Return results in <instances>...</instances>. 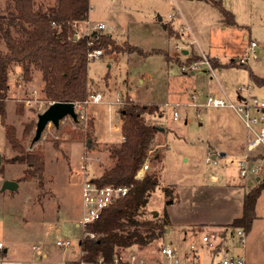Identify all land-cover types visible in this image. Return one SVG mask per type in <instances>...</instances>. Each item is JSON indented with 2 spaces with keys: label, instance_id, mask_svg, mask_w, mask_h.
Instances as JSON below:
<instances>
[{
  "label": "rangeland",
  "instance_id": "1",
  "mask_svg": "<svg viewBox=\"0 0 264 264\" xmlns=\"http://www.w3.org/2000/svg\"><path fill=\"white\" fill-rule=\"evenodd\" d=\"M35 1L43 8L56 2ZM222 1L235 14L238 26L223 22L219 10L204 0H90L88 19L76 26L77 35L99 31L120 43L127 40L145 51L161 49L170 56L105 53L102 49V55L91 58L88 67L93 92L101 93L102 101L79 106L77 120L67 116L57 126L49 122L35 141L38 116L53 101L43 92L40 70L35 69L33 79L26 81L21 66L10 67L7 122L16 126L20 137L28 132L25 146L29 151L43 152L45 169L42 180L22 178L27 166L15 159L0 119V264H65L81 256L84 228L78 220L85 212L81 162L85 161L92 177L112 166L108 145L119 142L121 131L117 127L123 123L126 93L143 103H179L176 120L171 107L163 117L147 118L151 124L159 121L157 125L163 129L157 133L156 143L167 148L160 184L150 197L146 216L166 213L172 231L166 228L163 237L131 249L142 248L152 254L162 242L176 247L199 246L206 234L214 246H221L214 254L215 262L225 256H240L245 264H264V190L244 243L236 228L223 226L241 215L244 195L258 183L257 177L264 175V158L253 162L262 167L261 172L241 176L237 157L246 152L248 132L235 110L205 104L208 94L226 95L238 103L243 85L250 86L251 94L264 102V86L250 76L252 71L264 77V0ZM8 9L9 0H0V15ZM99 23L105 24L103 30L96 29ZM249 39L256 40L263 51L259 48L258 58L240 65ZM6 50L0 38V51ZM200 55L202 60L194 61L199 64L196 70H186ZM211 57L220 65L214 66ZM231 60L235 65L227 64ZM192 95L197 96L199 106L194 105ZM91 117L96 135L93 148L85 135ZM209 151L217 154L218 165L205 162ZM7 179L18 181L19 186L3 190ZM167 185L173 186L171 195L164 190ZM200 227L202 231L197 230ZM58 239H69L71 244L62 248ZM201 245V260L209 262L211 248ZM44 252L47 257H43Z\"/></svg>",
  "mask_w": 264,
  "mask_h": 264
},
{
  "label": "trees",
  "instance_id": "2",
  "mask_svg": "<svg viewBox=\"0 0 264 264\" xmlns=\"http://www.w3.org/2000/svg\"><path fill=\"white\" fill-rule=\"evenodd\" d=\"M204 1L219 10L223 22L238 26L235 14L224 6L222 0ZM90 7V0H56L54 5L47 8L36 6L35 0H9L7 14L0 15V38L7 48L5 52L0 51V119L7 141L16 152L15 159L27 166L23 179L38 177L42 180L45 159L40 149L27 150L24 141L28 132L20 137L16 126L7 122L12 65L22 67L26 81L33 79L35 69L40 70L44 80L43 92L48 100L84 102L94 94L88 71L89 52L94 49H104L105 53L137 52L144 57L154 53L164 54L165 58L170 56L161 49L145 51L127 40L120 43L110 34L99 31L75 37L76 26L88 19ZM200 60L201 55L195 56L190 63ZM210 61L214 66L220 65L216 57H211ZM227 64L235 65V62L231 60ZM250 76L257 85L264 86V77L252 71ZM121 110L125 139L108 145L113 164L101 175L92 177V180L100 186H132L85 226L80 239L81 256L65 264H81L82 261L85 264H98L100 257L104 263L112 262L115 255L126 252L132 246L145 247L163 237L170 224L166 213L163 216H146L150 197L160 184L164 150L167 148L161 149L156 143V135L163 128L148 123L147 118L163 117V106L136 101L126 93ZM85 135L89 138L90 148H93L96 144L94 117L89 119ZM263 158V155H258L252 160ZM147 160L149 167H152L145 171L142 179L136 180L137 171ZM164 190L171 195L173 186L167 185ZM262 190L264 175L259 176L258 183L244 195L241 215L223 226L242 227L249 232L257 217L256 204ZM197 230L202 231V227ZM220 247L214 250L215 254Z\"/></svg>",
  "mask_w": 264,
  "mask_h": 264
},
{
  "label": "built area",
  "instance_id": "3",
  "mask_svg": "<svg viewBox=\"0 0 264 264\" xmlns=\"http://www.w3.org/2000/svg\"><path fill=\"white\" fill-rule=\"evenodd\" d=\"M105 28L104 23H99L96 26L97 30H103ZM77 31V29H76ZM91 33V32H90ZM89 34V33H87ZM77 35V34H76ZM78 36V35H77ZM176 48L180 49L181 46L179 44L176 45ZM263 51L262 47L256 40H250L248 45L247 54L243 55L240 58L241 63H248L250 58H258L259 52ZM102 49H94L89 52V57L93 58L95 56L102 55ZM208 63V62H207ZM198 62H192L186 68L188 71H194L198 67ZM209 66V70L213 71V67ZM239 93H243L240 95V101L238 103L233 102L228 96H215L208 94L206 99V105L213 107H228L239 115L242 123L244 124L247 132H248V140L246 144V152L239 155L237 157V164L240 168V175L246 176L250 171L258 174L261 172V166L257 163H253L252 157L263 155L264 157V102L260 101L255 95L251 94L250 86H241L239 88ZM194 99V105L199 106V103L195 101L197 98L196 95H192ZM103 96L101 93L93 94L84 102H74L75 109L78 114V107L84 103L100 102L102 101ZM117 102H121L120 98L117 99ZM179 103H168L166 102L163 106V110L171 107L173 113V119L179 118L178 112ZM83 117V115H81ZM167 118V114L164 119ZM164 123V122H163ZM154 125L159 124V121L154 120ZM121 131V136L118 138L119 142H123L125 139L124 133L122 131V126L117 127ZM116 128V129H117ZM205 162L209 166L218 165L217 154L213 151H209L205 157ZM81 167L84 172L83 181H82V200L84 206V214L78 220V224L85 228V226L94 221L99 217L102 209L109 204H111L116 199L125 195L130 187L132 186H113L106 185L100 186L92 180V176L89 175V172L86 168L85 161L82 160ZM149 168L148 160L143 164V166L137 171L135 175L136 180H140L144 177L145 171ZM209 179V178H208ZM237 235L241 243L245 242L246 231L242 227H238ZM225 235V234H224ZM224 235H221V239H223ZM91 236H94L91 233ZM201 243L204 245H208L211 249V254L214 255V250L217 248L214 246L213 242L209 238L208 235L203 234L201 236ZM71 244L69 239H58L57 245L62 248L68 247ZM3 247V244L0 242V248ZM35 249L38 246L34 247ZM81 264H85V261H82ZM98 264H205L201 260V253L199 251L198 246L195 243H191V245L185 250L181 251L178 247L174 246L171 243L162 242L159 246L158 251L155 254H147L143 250L138 248L136 249H128L126 252L115 255L112 262L104 263L102 262V258L100 257ZM210 264H245L244 259L239 257H224L218 261H214Z\"/></svg>",
  "mask_w": 264,
  "mask_h": 264
},
{
  "label": "water",
  "instance_id": "4",
  "mask_svg": "<svg viewBox=\"0 0 264 264\" xmlns=\"http://www.w3.org/2000/svg\"><path fill=\"white\" fill-rule=\"evenodd\" d=\"M75 37H77V35H75ZM67 116H71L74 120L78 119V114L76 112L74 102H51L49 106L38 116V121L36 123V133L33 140L35 141L41 136L45 126L49 122H52L54 125L57 126L59 125L60 121ZM18 186V181L7 179L4 181L3 190H15Z\"/></svg>",
  "mask_w": 264,
  "mask_h": 264
},
{
  "label": "crops",
  "instance_id": "5",
  "mask_svg": "<svg viewBox=\"0 0 264 264\" xmlns=\"http://www.w3.org/2000/svg\"><path fill=\"white\" fill-rule=\"evenodd\" d=\"M166 27V26H165ZM244 37H247L246 35L244 36ZM250 40H253V39H249V41ZM188 52V51H187ZM223 154L222 155H224L225 154V152H222ZM257 179H258V177H257ZM167 228H169L171 231H172V227H168L167 226ZM184 230V229H183ZM170 233V232H169ZM184 233H185V235H187V232H186V230H184ZM222 235H224V233L222 234ZM200 241H201V238H200ZM202 243H200L199 244V246H198V248H199V251H200V253H201V247H202V245H201ZM175 246V245H174ZM35 246H33V249H35L34 248ZM189 247V246H188ZM187 246H180V247H178L181 251H183V250H185L186 248H188ZM157 251H158V249H157ZM226 251H228V249H226ZM82 254V253H81ZM148 254V253H147ZM152 254H155V253H152ZM201 255H202V253H201ZM211 256H212V259L208 262V261H206V262H204L205 264H210V263H212V262H214V255H212V254H210ZM43 257H47V253L46 252H44L43 253ZM239 258H240V256H239Z\"/></svg>",
  "mask_w": 264,
  "mask_h": 264
}]
</instances>
